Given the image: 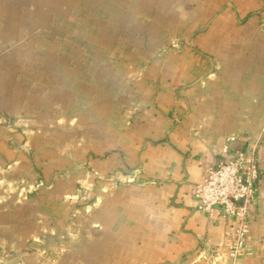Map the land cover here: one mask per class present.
Instances as JSON below:
<instances>
[{
    "label": "crops",
    "instance_id": "0c3cea01",
    "mask_svg": "<svg viewBox=\"0 0 264 264\" xmlns=\"http://www.w3.org/2000/svg\"><path fill=\"white\" fill-rule=\"evenodd\" d=\"M237 149L231 257L191 190ZM0 264H264V0H0Z\"/></svg>",
    "mask_w": 264,
    "mask_h": 264
},
{
    "label": "built area",
    "instance_id": "2783aa9c",
    "mask_svg": "<svg viewBox=\"0 0 264 264\" xmlns=\"http://www.w3.org/2000/svg\"><path fill=\"white\" fill-rule=\"evenodd\" d=\"M259 168L251 151L237 149L231 157L204 168L191 194L198 200L197 208L208 216L220 212L235 219L233 239L227 254L236 257L245 251L250 207L258 191Z\"/></svg>",
    "mask_w": 264,
    "mask_h": 264
}]
</instances>
